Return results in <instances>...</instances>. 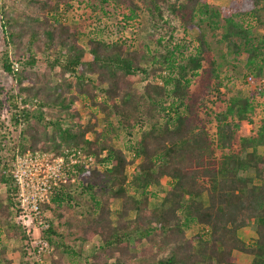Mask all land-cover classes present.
<instances>
[{"label":"trees","instance_id":"obj_1","mask_svg":"<svg viewBox=\"0 0 264 264\" xmlns=\"http://www.w3.org/2000/svg\"><path fill=\"white\" fill-rule=\"evenodd\" d=\"M71 1L0 0V67L15 83L9 122L20 133L11 137L0 123V264H11L3 238L17 242L23 264H264V120L240 135L255 105L237 94L211 135L207 103L221 95L224 79L200 25L223 31L222 41L243 56L249 84L264 76V35L253 25L262 23L264 0H234L227 11L207 0H102L123 16L124 28L147 13L159 36L154 48L84 35L82 23L69 26L59 15ZM177 22L198 31L196 47L175 39ZM40 66L42 78L28 73ZM82 100L91 108L86 125L76 107ZM135 130L141 137L134 142ZM118 136L129 137L127 145L117 147ZM15 148L80 149L103 166L82 167L75 183L42 206L50 218L40 237L54 248L48 263L35 260L33 235L17 222L8 175ZM250 227L247 243L240 232Z\"/></svg>","mask_w":264,"mask_h":264},{"label":"rangeland","instance_id":"obj_2","mask_svg":"<svg viewBox=\"0 0 264 264\" xmlns=\"http://www.w3.org/2000/svg\"><path fill=\"white\" fill-rule=\"evenodd\" d=\"M207 1L213 7H216L219 10L227 11V9L230 8L234 0ZM71 4L73 5V8H69L68 10V7L65 4L60 5L59 15H64L63 19H65L64 21L69 26H75L78 23H82L85 27L84 35H88L90 37L99 35L105 37L108 41L120 40L124 41L127 44L132 43L134 46H136L139 42H145L151 47H155V41L159 38V36H157V33H155L154 31L155 36L153 37L151 23L146 18L147 13H144L143 17L140 20H137L134 23L130 22L131 24L124 28L123 16L113 9L112 4H104L102 3V0H73L71 1ZM125 12L127 11L125 10ZM196 22H198L197 24H200L199 18L196 19ZM222 23L224 22L222 21ZM1 25L2 24L0 15V60L2 59V52L5 50L3 38L4 33ZM200 25L202 28V32L205 34L206 41L211 51V57L215 62L219 75H221V77H223L224 79V85L220 89L221 95L214 93L211 99L215 103H207L210 112L208 118V129L211 135L214 136L216 134V116L219 113H225L227 110L228 98H230V96H237L238 94V96L240 97H250L255 105V111L250 116L251 121L246 120L242 124L243 126L240 135L247 136L252 131L258 130V128L261 126V121L264 120V76L260 79L251 77L249 79V84L245 83L244 80L247 70L245 66V61L243 60V56L236 54L227 46L225 42L222 41V30L210 31L206 27V24ZM253 25H255L254 31L256 35H258L259 37L264 35V10L262 13V23L254 22ZM176 27L177 28L174 31V37L178 42L182 41V39H186L187 41H190L193 46H197L198 43L196 41V37L199 33L196 29L184 30V27H182L178 22L176 23ZM9 54L10 56H12L11 59H14V50H9ZM34 71H37L39 78H42L44 73L43 66H40L38 68L36 67L35 70L28 71V73ZM29 78L30 79L27 81V83L33 84L34 82H36L34 75L30 76L29 74ZM51 79L53 80V82L60 81V76L58 73L53 74ZM149 81H151L152 83L155 82V80L153 79H150ZM14 84L15 83L11 78H7L3 75L0 67V85L3 89L0 98L4 103L3 108L0 109V123H4L6 126L4 132L9 130V132L11 133V137H19L20 133L15 132L16 130L12 128L9 122V117L12 112L9 108L8 93H11L9 91ZM143 85L144 83H140L137 84V87L140 88ZM220 96L222 100H220ZM76 107L78 110L81 111L82 122L86 125L90 118L89 113L91 108L89 104L82 100ZM98 119L99 120L96 121V130L101 133L103 129V123L101 122L102 116L100 115ZM148 128L149 127L146 126L143 128V130H147ZM133 135L134 136L132 137V141L134 142L141 137V133L137 130L133 132ZM88 137L93 139L95 136L93 134H89ZM128 139L130 138L127 136L126 138L119 137V141H116L115 144L117 147L121 148L124 145H127L126 142ZM259 152L264 153V147H260ZM133 169L134 168L131 167L129 169V172L133 171ZM166 185L167 180L163 179L161 185L162 192H165ZM5 192V187L2 186V189H0V195H3L2 197H5ZM36 233L37 232H35V234ZM254 235V228L251 227L246 228L240 232L241 238L247 243L251 242V239L252 237H254ZM2 243L3 245H7L9 247L8 258L10 259L11 264H23L24 261L28 259L22 257V254L19 249H16L20 246H17L18 244L17 242H15V240L8 241L3 238ZM48 262L49 259L45 261V263Z\"/></svg>","mask_w":264,"mask_h":264},{"label":"built area","instance_id":"obj_3","mask_svg":"<svg viewBox=\"0 0 264 264\" xmlns=\"http://www.w3.org/2000/svg\"><path fill=\"white\" fill-rule=\"evenodd\" d=\"M82 167L103 168L92 155L72 148L61 154L42 150L21 152L15 148L8 161V175L17 192V222L33 235L30 245L35 260L40 263L54 252L49 242L40 237V232L49 228L50 218L42 206L51 202L57 188L75 183Z\"/></svg>","mask_w":264,"mask_h":264}]
</instances>
